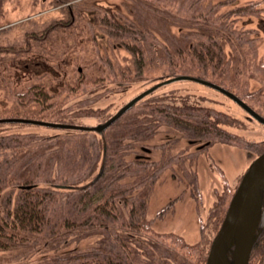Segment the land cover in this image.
Here are the masks:
<instances>
[{"label":"rangeland","instance_id":"rangeland-1","mask_svg":"<svg viewBox=\"0 0 264 264\" xmlns=\"http://www.w3.org/2000/svg\"><path fill=\"white\" fill-rule=\"evenodd\" d=\"M69 3L74 10L69 9ZM103 9L139 28L137 38H132L143 45L142 52L133 51L121 38L104 30ZM208 19L231 31L221 38L219 67L203 78L233 90L264 116V0H71L62 5L53 0H1L0 117H23L12 111L26 106L34 110V117L28 118L89 126L104 122L158 82L178 74L195 75L189 69L193 66L189 45L210 38ZM184 47L186 51L180 52ZM34 84L47 91L45 104L37 98L22 102L23 92ZM153 92L140 103L173 104L182 112L179 121L183 125L207 117L211 126L206 133L189 130L196 138L192 146L185 145L184 139L180 141L184 146L163 153L166 132L177 129L164 122L163 110L156 113L140 103L103 133L0 122L2 139L14 135L15 143H24L20 152L0 147V180L11 179L1 193L3 206L9 208L8 203L15 202L20 187L37 183L54 191L48 201L49 214L59 219L72 215L74 199L84 197L80 188L97 176L110 157L109 164L118 162V170L123 169L127 176L119 179L114 176L120 172H115L94 184L93 191L112 208L108 215H129L122 200L123 186L128 184L144 198L143 215L151 220L153 232H175L189 242L208 245L210 241L211 245L222 223V208L228 207L247 166L258 155L256 149L258 153L261 150L259 143L251 154L247 143L263 142L264 123L250 118L227 95L194 80H176ZM158 123L162 127L158 125L155 132ZM218 127L236 132L237 137L224 130L212 131H219ZM177 131L182 134L184 130ZM206 135L212 145L201 149ZM231 139L235 143H227ZM185 146L193 152L190 157H185L181 167L170 165L164 157L183 153ZM139 152L144 160L149 159L148 167L134 164ZM176 155L172 159L176 160ZM115 170L116 166L111 172ZM133 174H138L140 181ZM29 177L30 182L24 181ZM54 180L76 187L54 188L49 185ZM226 182L235 185L229 187ZM115 196L118 206L114 205ZM100 204L95 194L92 215L102 214ZM89 212V207L84 208L78 215ZM110 236L107 229L85 225L68 245L55 240L54 247L43 243L0 249V264H60L56 253L92 247Z\"/></svg>","mask_w":264,"mask_h":264},{"label":"trees","instance_id":"trees-1","mask_svg":"<svg viewBox=\"0 0 264 264\" xmlns=\"http://www.w3.org/2000/svg\"><path fill=\"white\" fill-rule=\"evenodd\" d=\"M56 5H62L71 0H53ZM1 3V0H0ZM69 9L74 7L71 3L68 4ZM105 12L101 16V19L110 35H114L117 38H121L122 42H125L126 46L131 47L133 51L142 52L143 45L139 43V40L135 41L132 37L138 36L136 32H139L138 27H134V23L131 20H126L124 23L122 17H119L115 12H109L108 9H103ZM100 15H98L99 18ZM210 30L207 35L210 37L208 40H198L196 43L189 45L191 48L192 57V67L195 75L202 77H210L212 71L219 67L218 61L222 60V53L220 46L223 45L222 36L226 37L229 35L230 28L222 26V24L215 23L211 20H207ZM138 28V29H137ZM137 29V31H136ZM200 35V34H199ZM137 38V37H136ZM186 47L182 48V51H186ZM220 51V52H219ZM173 58L168 59L170 63ZM220 63V62H219ZM175 74H178L175 73ZM173 74V75H175ZM154 92L146 95L140 99L136 104H139L144 100V98L150 96ZM28 98H30L28 100ZM35 98L39 101L41 100L45 104V99H48V93L43 88H40V84H34L26 91L23 92L22 102L25 104L27 101H32ZM40 101V102H41ZM135 104V105H136ZM148 104V105H147ZM133 105L130 109L135 107ZM150 108L153 112L158 110H163L164 122L176 128H185L179 121L181 116L178 108L170 104L155 105L154 101L149 100L148 102L140 103V106ZM126 111L122 116H124ZM14 114L23 117H34V110L30 107L24 106L23 108H13ZM152 112V113H153ZM121 116V117H122ZM195 116V115H194ZM193 116V117H194ZM120 117V118H121ZM118 118L117 120H119ZM116 120V121H117ZM115 121V122H116ZM114 122V123H115ZM1 123H16V122H1ZM112 123V124H114ZM193 131H199L206 133L207 129L211 124H209L208 118H202L200 120L193 121ZM111 124V125H112ZM160 123L155 125L156 128ZM187 124V123H186ZM110 125V126H111ZM109 126V127H110ZM160 128L162 125H159ZM213 125L211 127H214ZM108 128V127H107ZM219 128V129H218ZM219 131L212 130L215 133H224V129L218 127ZM191 130V127L190 129ZM224 130V131H223ZM96 132V131H95ZM135 132V131H133ZM0 135V147H11L16 150V152L23 151V141H17L15 143L16 136H10L8 138H1ZM4 137V136H3ZM262 143L261 150H264V141ZM108 149V145H107ZM111 147V151H112ZM107 152V150H106ZM136 158L134 161L135 165L142 167H148L146 160L142 157V152L136 153ZM16 156V155H15ZM110 157L106 158L105 163L102 168H100L99 173L94 179L80 188L84 193V197L74 199V214L72 215H62L61 218L57 215H51L48 213V201L54 196L53 189L48 186H39V184L34 183L30 187H20L18 196L15 202L8 203V207L3 206L4 197L2 196V191L7 185V181H11L4 177L0 180V213L5 212L4 215L0 214V249L6 250L13 248L16 245L21 244H45L54 247L55 240H59L62 244H69V240H74L79 237L85 225L98 226L109 230L111 236L109 238L102 239L98 244L87 247L79 248L73 247L67 250H62V253L55 254V260L60 264H206L207 256L210 249L209 244H204L202 242H189L184 237L175 232L169 233H156L153 232L151 227V220L144 214L145 208L142 207L144 203V198L140 194L133 192V186L125 185L123 199L128 208L129 215H108L110 208H108L105 200L93 191L94 184L102 181L103 177L113 176L115 172H120L118 177L122 179L126 177V172L122 169L118 170L119 163H110ZM151 162V161H150ZM148 161V165L150 163ZM154 166V162L150 163ZM156 165V164H155ZM116 166L117 170L111 172V170ZM156 168H154L155 170ZM136 172V171H135ZM114 173V174H113ZM136 181H140L138 174H133ZM30 182L31 179L24 180ZM138 183V182H137ZM137 183H134L135 185ZM51 187L54 186L58 189H70L76 186H68L64 183H57L56 180L51 181L49 184ZM62 185V187L60 186ZM81 186V185H80ZM48 187V188H47ZM79 187V186H78ZM95 194L101 200L100 212L102 214L92 215L93 213V203L95 201ZM116 202L115 206H118L120 202L117 201L118 196L114 197ZM83 199V209L89 207L88 215H78L80 210V202ZM8 208V209H6ZM220 209V207H219ZM222 214L220 215L219 222H222L224 214L226 212L227 206L222 208ZM95 214V213H94ZM217 229V228H216ZM264 264V237H260L256 245L253 248L250 264Z\"/></svg>","mask_w":264,"mask_h":264},{"label":"water","instance_id":"water-1","mask_svg":"<svg viewBox=\"0 0 264 264\" xmlns=\"http://www.w3.org/2000/svg\"><path fill=\"white\" fill-rule=\"evenodd\" d=\"M190 79L221 91L239 103L253 117L264 123V116L244 99L228 88L203 77L191 74H178L145 89L110 116L96 125H82L49 121L28 117H0V122H23L42 124L65 129L87 131L104 130L129 110L137 101L157 87L176 80ZM31 185H28L30 187ZM264 230V151L252 160L232 195L225 216L213 237L206 264H250L254 246Z\"/></svg>","mask_w":264,"mask_h":264},{"label":"flooded vegetation","instance_id":"flooded-vegetation-1","mask_svg":"<svg viewBox=\"0 0 264 264\" xmlns=\"http://www.w3.org/2000/svg\"><path fill=\"white\" fill-rule=\"evenodd\" d=\"M231 90V89H230ZM233 91V90H232ZM234 92V91H233ZM224 94V93H223ZM226 95V94H225ZM229 97V96H228ZM232 99V98H231ZM235 101V100H234ZM239 104V103H238ZM240 105V104H239ZM241 106V105H240ZM247 111V110H246ZM248 112V111H247ZM248 114H249V117L250 118H252V119H255V120H257L258 121V119H256L255 117H253L249 112H248ZM189 123H187V125L185 126V128H187L188 130H184V128H183V133L182 134H179L178 133V128H176L177 130L175 131V132H166V135H165V139H163V141H164V143H163V147H162V151H163V153L165 152L164 150L165 149H169V150H173V149H178V147L179 146H184V144L186 145L187 144V146L188 145H190V146H192L193 144H194V139H196L195 137H194V135H193V132H192V134L189 132V129H190V127H191V129L193 128V120H189L188 121ZM192 123V124H191ZM191 124V125H190ZM220 128H222V129H224L225 130V133L226 132H228L229 134H231L233 137H237V133L236 132H233V131H231L230 129H226L225 127H220ZM231 131V132H230ZM197 138H199V137H197ZM185 139V143L184 144H182V145H180L181 144V142L180 141H182V140H184ZM236 139V138H235ZM230 140V141H228L227 143H235V141L236 140ZM251 144H250V143ZM248 143H247V146H248V148H249V153H251V151L253 152L254 150H253V146H257V144H259V142L258 141H249ZM215 143V142H214ZM198 145V144H197ZM211 140H210V137H208V135H206V137L204 136V139H203V142H202V144H201V149L203 148V147H208V148H210L211 147ZM252 145V146H251ZM145 147V149L144 150H146L147 152H148V147H146V145L144 146ZM185 148H186V151H182L183 153H178V151H176L175 153H170V154H168L166 157H164V158H166V159H168L169 160V162L171 163L170 165H175V166H182L183 165V163H184V161H185V157H187V158H189L190 157V155L193 153H190V151L187 149V147L185 146ZM184 148V149H185ZM200 149V148H199ZM194 150V149H193ZM257 151V154H259L258 153V149H256ZM151 152V151H150ZM177 154V155H176ZM252 154V153H251ZM146 155V154H145ZM174 155H176L174 158L176 159V160H174V159H172V157L174 156ZM164 156V155H163ZM144 158H146L145 156H144ZM255 158V157H254ZM253 158V159H254ZM252 159V160H253ZM248 167V166H247ZM174 171H176L177 172V170H174ZM241 174H242V172H241ZM194 181V180H193ZM229 184L228 186L229 187H232V186H234L235 184H230L229 182H226V184ZM225 184V185H226ZM237 187H235V189H236ZM235 191V190H234ZM260 237H264V230H263V232H262V234H261V236Z\"/></svg>","mask_w":264,"mask_h":264},{"label":"bare ground","instance_id":"bare-ground-1","mask_svg":"<svg viewBox=\"0 0 264 264\" xmlns=\"http://www.w3.org/2000/svg\"><path fill=\"white\" fill-rule=\"evenodd\" d=\"M236 190V189H235Z\"/></svg>","mask_w":264,"mask_h":264}]
</instances>
